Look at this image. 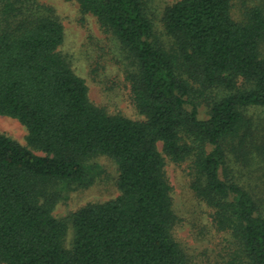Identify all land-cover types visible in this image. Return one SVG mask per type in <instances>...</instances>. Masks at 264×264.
Masks as SVG:
<instances>
[{
  "label": "trees",
  "instance_id": "1",
  "mask_svg": "<svg viewBox=\"0 0 264 264\" xmlns=\"http://www.w3.org/2000/svg\"><path fill=\"white\" fill-rule=\"evenodd\" d=\"M76 1L118 42L144 118L90 100L52 6L0 0V114L28 131L26 145L0 134V263L193 264L174 233L165 153L191 161L193 191L231 235L224 264H264V189L241 169L258 148L244 110L264 106V3L240 0L236 20L238 0H176L162 16L167 47L148 0ZM216 88L224 96L202 117L199 98ZM100 155L117 163L119 194L56 217L70 190L93 183Z\"/></svg>",
  "mask_w": 264,
  "mask_h": 264
},
{
  "label": "rangeland",
  "instance_id": "2",
  "mask_svg": "<svg viewBox=\"0 0 264 264\" xmlns=\"http://www.w3.org/2000/svg\"><path fill=\"white\" fill-rule=\"evenodd\" d=\"M38 1L52 6L63 23L65 39L60 50L71 61L76 73L85 79L90 100L110 114L143 119L144 116L132 100L131 86L127 79L128 61L118 42L104 31L97 18L83 13L76 0ZM175 1L148 0L156 34L167 47L171 46V41L166 34L162 16L165 7ZM255 1L264 3V0ZM232 14L236 20L242 18L240 0L235 2ZM222 96L224 92L216 88L199 98L201 116L208 117L211 101ZM244 111L251 120V145H257L258 148L253 147L255 157L241 169L245 179L264 189V106H249ZM0 134L23 145L27 144V128L16 118L0 114ZM158 147L162 150L161 142ZM164 156L166 176L172 186L173 207L178 216L174 229L177 240L193 264H224L232 237L216 227L213 210L193 191L191 161L177 163L167 154L164 153ZM90 162L95 168L97 166L93 183L70 190L55 206L53 213L56 217L67 218L90 202H104L119 194L117 163L106 155L96 156ZM72 237L70 227L65 239L67 247L71 246Z\"/></svg>",
  "mask_w": 264,
  "mask_h": 264
}]
</instances>
